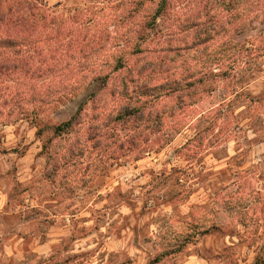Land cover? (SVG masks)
<instances>
[{
	"label": "trees",
	"instance_id": "16d2710c",
	"mask_svg": "<svg viewBox=\"0 0 264 264\" xmlns=\"http://www.w3.org/2000/svg\"><path fill=\"white\" fill-rule=\"evenodd\" d=\"M77 4L59 11L47 0H0V125L35 124L49 176L62 165L91 171L131 151L155 150L198 115L215 126L230 102L213 103L206 114L199 107L220 87L227 97L246 90L244 81L263 63L264 0ZM93 82L99 89L69 118L46 117ZM198 134L202 147L206 136ZM247 188L227 186L233 198L224 207L242 206L257 224L262 242L252 264H264V194ZM219 228L213 222L190 229L186 242ZM173 254L158 253L147 264H171ZM53 258L43 263L55 264Z\"/></svg>",
	"mask_w": 264,
	"mask_h": 264
},
{
	"label": "rangeland",
	"instance_id": "374dc122",
	"mask_svg": "<svg viewBox=\"0 0 264 264\" xmlns=\"http://www.w3.org/2000/svg\"><path fill=\"white\" fill-rule=\"evenodd\" d=\"M47 1L59 11L79 2ZM262 60L246 90L227 97L220 87L199 107L206 114L211 104L230 102L215 126L198 115L161 147L91 171L62 165L47 175L35 124L0 125V264H45L53 254L55 264H147L161 252L174 253L171 264H252L261 230L242 206L227 210L224 202L227 186L240 182L264 194V48ZM99 87L91 83L46 117L69 118ZM197 134L206 136L202 147ZM213 222L219 230L186 242L190 229Z\"/></svg>",
	"mask_w": 264,
	"mask_h": 264
}]
</instances>
